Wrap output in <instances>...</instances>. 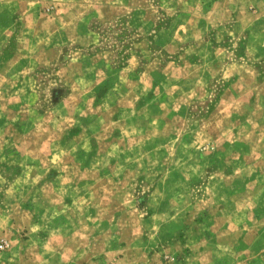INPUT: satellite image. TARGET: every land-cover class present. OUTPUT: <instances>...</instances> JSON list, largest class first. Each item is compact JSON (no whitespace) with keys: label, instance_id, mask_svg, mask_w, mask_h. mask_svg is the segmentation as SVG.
<instances>
[{"label":"rangeland","instance_id":"374dc122","mask_svg":"<svg viewBox=\"0 0 264 264\" xmlns=\"http://www.w3.org/2000/svg\"><path fill=\"white\" fill-rule=\"evenodd\" d=\"M0 264H264V0H0Z\"/></svg>","mask_w":264,"mask_h":264}]
</instances>
